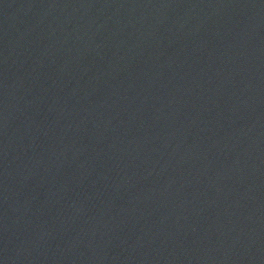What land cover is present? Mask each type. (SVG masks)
<instances>
[{
    "label": "water",
    "instance_id": "1",
    "mask_svg": "<svg viewBox=\"0 0 264 264\" xmlns=\"http://www.w3.org/2000/svg\"><path fill=\"white\" fill-rule=\"evenodd\" d=\"M0 264H264V0H0Z\"/></svg>",
    "mask_w": 264,
    "mask_h": 264
}]
</instances>
